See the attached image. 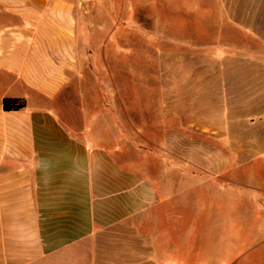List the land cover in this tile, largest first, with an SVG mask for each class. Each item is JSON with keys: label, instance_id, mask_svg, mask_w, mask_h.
<instances>
[{"label": "rangeland", "instance_id": "374dc122", "mask_svg": "<svg viewBox=\"0 0 264 264\" xmlns=\"http://www.w3.org/2000/svg\"><path fill=\"white\" fill-rule=\"evenodd\" d=\"M78 1L85 70L60 118L117 121L121 166L193 192L210 263L264 264V0Z\"/></svg>", "mask_w": 264, "mask_h": 264}, {"label": "crops", "instance_id": "0c3cea01", "mask_svg": "<svg viewBox=\"0 0 264 264\" xmlns=\"http://www.w3.org/2000/svg\"><path fill=\"white\" fill-rule=\"evenodd\" d=\"M78 8L0 0V264H212L214 252L222 260L198 219L184 224L181 196L191 189L169 192L160 181L158 190L119 164L117 121L60 118L59 102L80 93L85 70ZM3 98L25 106L4 111Z\"/></svg>", "mask_w": 264, "mask_h": 264}, {"label": "trees", "instance_id": "16d2710c", "mask_svg": "<svg viewBox=\"0 0 264 264\" xmlns=\"http://www.w3.org/2000/svg\"><path fill=\"white\" fill-rule=\"evenodd\" d=\"M1 103L4 111L19 110L25 106L23 99L3 98Z\"/></svg>", "mask_w": 264, "mask_h": 264}]
</instances>
